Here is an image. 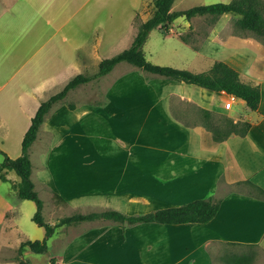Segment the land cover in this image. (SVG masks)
I'll return each mask as SVG.
<instances>
[{"label": "rangeland", "instance_id": "374dc122", "mask_svg": "<svg viewBox=\"0 0 264 264\" xmlns=\"http://www.w3.org/2000/svg\"><path fill=\"white\" fill-rule=\"evenodd\" d=\"M230 1L175 0L171 10ZM152 14L153 0H0V164L4 156L10 159L20 156L21 141L33 110L63 88L61 81L55 85L50 82L44 84V81L58 76L70 57L77 58L75 52L70 57L61 53L69 42L86 46V51L81 54L86 63L78 73L94 74L101 60L129 47L138 26ZM232 18L220 17L211 25L208 17H195L188 21L180 17L170 23L166 30L153 29L143 45L145 58L156 65L200 73L209 69L205 67L206 62H225L237 55L231 50H220L208 54V57L214 56L216 60L207 57L199 61L201 57L195 56L193 51L199 50L210 37L216 41L225 40V43L232 39L239 43L234 45L236 48L251 49L256 46L258 61L264 58V39L237 30ZM180 37L186 38L188 47ZM99 38L102 44L97 53H92L89 47L94 39ZM246 53L248 59L249 52ZM174 83L121 62L106 76L78 86L52 106L28 149L31 180L42 202L41 216L44 222L53 224L62 217L112 210L100 206H79L74 209L73 204L57 205L64 202L55 200L52 187L64 200L71 196L78 200L89 196L103 200L107 198L103 193L112 183L118 184V192L124 193L129 191L127 186L131 184L144 182L156 185V180L149 178L152 173L168 175L169 156L174 152L170 141L174 135H171L170 115L166 111H170L172 116L174 113L188 115L193 120L195 109L199 108L176 96L175 93L179 91ZM47 85L49 88L45 92L34 94L33 88ZM220 100L221 106L230 102L229 97ZM230 113L243 115L250 111L242 102L234 101ZM177 135V140L182 138V134ZM212 174L200 182L191 176L186 182L183 180L182 183H187V186L184 185L182 192L188 196L184 202L193 201L206 190H212ZM9 175L18 180L13 172ZM10 182L0 180V190L10 191L7 196L14 204L15 219L21 234L11 239V242H18L15 249L8 251L1 248V264H18L19 244L26 240L40 241L45 234L44 229L32 220L35 204L19 199ZM176 184L159 187L161 194L157 200L140 202L135 205L134 214H130L142 215L167 207L172 201L170 195L176 190L173 188H177ZM235 189H238L237 186ZM127 198L125 195L124 199ZM226 202L242 206L246 201L230 197ZM237 211L243 214L239 212L241 208ZM243 218L239 217L238 220ZM106 225L108 223L101 219L94 224H75L71 230V227L66 228L67 237L58 230L52 241L47 240L45 253L35 254L28 250L24 254V250L22 257L32 264H50L51 258L60 256L61 260L55 258L53 264L69 263L73 257L81 258L78 262L82 264H264V242L255 245L212 242L217 238L234 242L240 239L239 233L242 231L229 226L230 223L220 227L217 218L206 225L163 226L160 231L162 244L159 246L158 236H155L154 247L145 249L144 260L141 258V245L133 246L130 243L132 238L138 237L136 233L133 237L127 231L125 243L121 239L112 242L110 237H100L107 231ZM263 233L264 225L255 228L252 242L264 241L261 238ZM148 238L146 234L145 240ZM91 249L103 256L91 260ZM108 250L111 252L109 258L105 257Z\"/></svg>", "mask_w": 264, "mask_h": 264}, {"label": "crops", "instance_id": "0c3cea01", "mask_svg": "<svg viewBox=\"0 0 264 264\" xmlns=\"http://www.w3.org/2000/svg\"><path fill=\"white\" fill-rule=\"evenodd\" d=\"M224 16H232L231 14H224L220 16L223 18ZM219 17V18H220ZM193 19V18H192ZM217 22V21H216ZM215 22V23H216ZM215 34L212 33L211 36ZM98 38V35L96 36ZM64 41L68 39L62 38ZM181 40V39H180ZM100 41V42H99ZM132 42V41H131ZM181 42L188 47L187 42ZM102 44L101 39H94V42L89 47V51L92 53H97L98 47ZM131 44V43H130ZM235 44H239L238 42H233L232 39L224 41H220L219 39L213 40L211 37L205 40L201 48L197 51H193L195 56L201 57L198 59L199 61H203L202 58H207L209 52H217L220 50H231L234 53L237 52V55L230 57L229 60H225L224 63L228 64L234 70H236L239 74V78L243 83L250 85H257L260 89V102L256 111H250V113L245 114H231L230 110L232 108V103L234 101L242 102V100L237 99L233 96L227 95L224 92H211L205 90L203 88L186 85L183 83L174 84L177 86L179 92L175 93L181 100H186L190 103L195 104L199 108L209 110L214 114L226 115L227 118L232 122H247L250 124V128L248 132L243 136H231L227 138L223 142H214L212 140L210 132L206 131L202 126H184L178 121L174 115L170 111H166L170 115L169 128H171V135H174V139L170 141L171 149L174 150L172 154L169 156V171L168 175L164 176L161 172L152 173L151 177L156 180L157 184L144 183L139 182L136 185H129L127 189L129 191L126 192H118L119 185L116 183H112L109 185L108 190H106L103 194L107 196V198L100 200L98 197L93 198H82L78 200L75 196H71L69 199L64 200L63 205L66 206L68 204H73L75 206L74 209L80 207H106L108 209H112L114 211L120 212L125 215H132L136 210L135 205L141 203H146V199L148 202H153L157 200L158 196H160L159 187H162L166 184L169 186L173 184L177 185V188L174 186L176 190L171 193L170 197L172 201L169 203L167 207L180 206L188 202H184V200L188 196L184 190V185L187 186V183H182L183 180L186 182L188 177H193L195 181L203 180L208 178L210 173L212 174V190H206L202 196H199L197 199H205L208 197L214 198L221 205L218 208V212L214 218L218 219L219 226L226 225L230 223L229 226L240 228L241 233H239L240 239H235L234 242L228 239L226 241L219 240L212 242H218L222 244H246V245H255L262 244L264 241L256 240V242H252L254 236V229L261 227L264 225V201L259 200L253 197L246 195L244 192L235 189L236 184L242 181H250L254 185L261 187L264 190V58L258 61L259 53H257V47H234ZM86 46H81L76 44L66 45L65 50H61V53L65 54V57L72 56L73 52L77 53V58L73 59L70 57L66 60L64 64V70L60 71L58 76H51V78H47L44 81V84L50 82L49 84H56L61 81L63 86L67 83V81L76 75L81 68L82 65L86 63V59L84 56L82 57V52ZM126 49V48H125ZM248 53V59H246V52ZM208 52V53H207ZM205 53V54H203ZM85 55V54H84ZM212 59L216 58L214 56H209ZM208 57V58H209ZM254 57V58H252ZM196 58V57H195ZM205 61V60H204ZM81 62V63H80ZM197 62V60H196ZM206 62V61H205ZM258 62V65L256 64ZM213 63V62H212ZM211 62L205 64V67L208 69ZM209 64V66H208ZM260 64V65H259ZM190 69V68H189ZM192 70V69H191ZM79 74V73H78ZM51 80V81H50ZM174 82V81H173ZM48 84V85H49ZM38 87L33 88L34 94H41L45 92L49 87ZM46 87V88H45ZM48 87V88H47ZM30 92L28 93V95ZM222 97H229L233 100L231 101V105L229 109H225L224 106H221L219 103L222 102ZM225 102V101H224ZM39 106V105H38ZM37 106V108H38ZM35 108L33 112L37 110ZM34 115V114H33ZM173 131V133H172ZM182 134L181 141L180 138L177 140L178 135ZM122 146V145H121ZM184 150H181V149ZM45 167V166H44ZM46 168V167H45ZM10 174V172H8ZM14 173V172H13ZM7 174L6 178L10 180L12 183H16L19 181L13 178H10V175ZM143 177L145 175H142ZM201 178V179H200ZM166 181V182H164ZM181 184V185H180ZM221 185V187H220ZM54 189L55 193H57L56 189ZM14 191V190H13ZM10 191L8 190H0V251L1 248H5V250L15 249V245L18 242H11V239H15L16 234L20 235L21 231L16 222L15 217L17 216L14 212V204L7 196ZM15 192V191H14ZM58 194V193H57ZM59 195V194H58ZM128 196L127 199H124V196ZM230 197L242 198L246 202H243L244 205L238 206L237 204L227 203L226 200ZM191 199V198H189ZM175 201V202H174ZM192 201V200H190ZM233 201V199H230ZM222 203V204H221ZM227 203V205H225ZM80 206V207H79ZM227 206V207H226ZM230 206L232 208L228 209ZM165 207V208H167ZM227 208V209H226ZM241 208L242 211H239L243 214H238L237 209ZM159 210V209H158ZM156 211V210H155ZM132 213V214H130ZM140 215V214H137ZM132 215V216H137ZM244 217L242 220H238L239 217ZM64 218V217H62ZM61 219V218H60ZM59 220V219H58ZM58 220H55L53 224H55ZM102 220V219H101ZM99 220L85 221L92 222L93 224ZM212 221V220H211ZM210 221V222H211ZM81 222V223H85ZM104 223H108L107 231L100 237H110L109 240L114 242L115 240L121 239L124 243L126 241L125 236L127 231H130L133 237L138 236L136 239L132 238L130 242L133 246L141 245V258L145 259V249H150L154 247V238L158 236V244L159 246L162 244V236L160 235V231L164 228L163 226L169 225H161L154 223H138L129 225L127 223H117L109 220H103ZM209 222V223H210ZM78 223L76 225H81ZM75 224L72 225H63L58 228H55L54 233L48 239V242L52 241L58 230L68 236L67 229H73ZM198 225V224H197ZM175 226V225H173ZM243 228V229H241ZM148 235V239L145 240V235ZM78 235V234H76ZM75 235V236H76ZM152 235L153 238H150ZM13 236V238H12ZM140 236L143 237L140 239ZM99 237V238H100ZM164 237V236H163ZM264 239V233L261 236ZM20 241V238H17ZM101 239V238H100ZM22 241V240H21ZM20 241V242H21ZM115 241V242H116ZM165 242L166 239H164ZM259 241V242H257ZM19 242V243H20ZM97 241H95L96 244ZM114 248V244L111 243ZM67 247V246H66ZM65 247V248H66ZM95 247V246H94ZM106 248V247H105ZM24 254L27 253L28 249H25ZM132 254L135 251H131ZM148 252V250H147ZM91 260H98L99 257L103 256V254L97 253L94 249L90 251ZM99 256V257H98ZM110 250L106 251L105 257H110ZM93 257V258H92ZM58 261L61 260V256L55 257ZM81 259L79 257L71 258V262L65 264H82L78 262ZM101 259V258H100ZM1 264V260H0ZM62 264V263H60ZM64 264V263H63ZM90 264H100L96 262H92Z\"/></svg>", "mask_w": 264, "mask_h": 264}, {"label": "trees", "instance_id": "16d2710c", "mask_svg": "<svg viewBox=\"0 0 264 264\" xmlns=\"http://www.w3.org/2000/svg\"><path fill=\"white\" fill-rule=\"evenodd\" d=\"M174 1L153 0V14L148 20L138 26L129 47L109 58L101 60L96 73L73 76L59 92L42 101L23 135L20 156L15 159L4 156V160L0 164V180L10 182L6 178V173L14 172L19 181L16 183L10 182L12 189L16 192L19 199L31 201L35 204L36 211L32 220L42 227L45 233L44 238L40 241L26 240L19 244L17 248L18 264H32L22 257L25 249L35 254L45 253L47 251V240L52 236L55 228L63 225L99 219L127 223L129 225L138 223H154L169 226L183 224L206 225L216 216L219 208L218 201L212 197H208L137 216L125 215L114 210H104L102 212L64 217L59 219L55 224H48L42 219V202L31 180L32 166L28 156V149L36 139L45 115L54 104L63 100L69 91L99 77L106 76L121 62L128 63L148 74L177 83L197 86L211 92H224L227 95L242 100L249 110H257L260 102L259 86L243 83L239 78L238 72L228 64L222 61H214L207 71L200 73L169 66H160L147 61L143 52V45L153 29L166 30L170 23L180 17H183L187 21L195 17H208L212 25L224 14L232 15V23L237 30L249 32L258 39H264V2L261 0H231L230 2H218L194 6L186 10L172 11L171 8ZM180 39L183 42L187 41L185 37H180ZM195 111V116H192L193 120L188 115L179 116L174 113V117L184 126H202L206 131L210 132L214 142H223L231 136L243 137L250 128V124L247 122L232 123L226 117L214 114L206 109L197 108ZM236 186L246 195L264 201V190L250 181L239 182ZM54 198L58 203L65 202L57 193H54ZM54 260V257L51 258L50 264H53Z\"/></svg>", "mask_w": 264, "mask_h": 264}, {"label": "built area", "instance_id": "2783aa9c", "mask_svg": "<svg viewBox=\"0 0 264 264\" xmlns=\"http://www.w3.org/2000/svg\"><path fill=\"white\" fill-rule=\"evenodd\" d=\"M232 100H233V99L230 98V102H226V103H225V105H224L225 109H229V108H230V105H231V101H232Z\"/></svg>", "mask_w": 264, "mask_h": 264}]
</instances>
